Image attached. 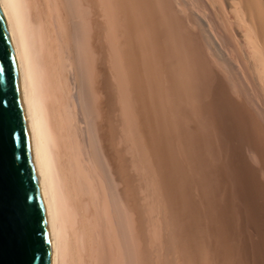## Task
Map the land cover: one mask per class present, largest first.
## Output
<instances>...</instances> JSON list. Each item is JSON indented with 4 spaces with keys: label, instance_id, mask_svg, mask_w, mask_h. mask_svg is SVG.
<instances>
[{
    "label": "bare ground",
    "instance_id": "bare-ground-1",
    "mask_svg": "<svg viewBox=\"0 0 264 264\" xmlns=\"http://www.w3.org/2000/svg\"><path fill=\"white\" fill-rule=\"evenodd\" d=\"M0 2L7 19L36 183L53 247L51 264H131L134 250H139L135 256L138 264H151L148 249L153 250L156 264H229L223 245L219 246L223 244L220 234L217 230L214 234L212 228L217 222L210 213L215 210L211 207L209 211L207 204L213 199L207 204L204 201L211 197L207 160L211 159L208 139L212 135L208 137L203 119L197 118L198 105L187 100L182 90L186 62L180 52L183 54L193 35L182 27V34H177L178 19L184 16L177 14L176 18L180 12L174 14L172 1ZM196 2V7L202 9L200 13L211 12L217 5L219 12L224 11L221 24L216 25L214 19L211 23L220 39L212 35V42L204 34L210 25L209 15L189 14L192 9H188L185 16L189 14L193 27L198 26L202 34L199 39L213 43V50H208L214 52L212 56L229 66L233 62L225 49L237 56L251 93L255 92L256 111L251 115L257 112L264 127V0ZM198 56L196 61L204 63L206 59ZM240 87L236 84L235 89ZM240 97L236 98L238 102L244 95ZM229 98L233 102V96ZM133 168L139 171L137 178L131 173ZM146 213L157 227L150 224V230Z\"/></svg>",
    "mask_w": 264,
    "mask_h": 264
},
{
    "label": "rangeland",
    "instance_id": "rangeland-1",
    "mask_svg": "<svg viewBox=\"0 0 264 264\" xmlns=\"http://www.w3.org/2000/svg\"><path fill=\"white\" fill-rule=\"evenodd\" d=\"M170 1H172V2H170ZM177 1L178 0H169V2L171 3V5L174 8L173 12H174V14L177 11L180 12V13H176L175 14L176 15V18H179V17H177V16H179L177 14H181L180 17L181 16L182 17L184 16L185 17V19H184L185 20V23H187L186 25H185V23L183 24L184 21L182 22V20H183L184 17L182 19H178V21L179 20H181V21H179L180 23H177V25H178L177 28L179 30V31H177V34H182L180 32L181 31V27H182V30H185V32H188L189 34L192 32V35H193L190 38L192 40L191 41L192 43L190 42V44L188 46L189 48L187 46H185L183 48V51H184L183 54H181V52H180V55L183 56V62H184V60L186 62V63H183L184 64L183 65V68H185L183 70V73H184V71H185V73L183 74V79H182L183 80V83H184V86H183V89L182 90L186 91V92L183 93V95L186 97L187 100H189L190 102L193 101L196 105H198L197 118L198 119L200 118L201 121H202V119H203V121H205V122L202 121L201 123H203V125L205 126V129L209 131V132L207 131V133H210V135H208V137L212 135L211 139H208V144H211L212 146L210 145L208 147L209 152L211 153L210 154L211 156L209 154L208 155L210 156L211 159L208 158L209 160H207V161H208L209 164H207V167L208 168H211V170L209 171V173L207 172L208 173L207 179L208 178L209 179H208V184L206 183L208 185V187L211 188V190L209 189L210 192H211L210 193V196H211L210 198L211 199L209 197H207L206 199H209V200H205L204 199V201L207 204V202L210 203L212 199H213L212 202L215 200V202H213V203L211 202L209 205L207 204V206H210V207H208V208H210L209 211H212V208H213V210H215V211H213V212L210 213V215H212L211 216V219H212L213 216H215V218H216L215 219V222H217L216 224H219V225H216L215 223H213V225H215V226L212 225V228L214 227L213 228V230H214L213 232H214V234H215V230H217L219 232L217 234H220V237L219 238H221L222 243H223V244H220L219 246L221 247L223 245V249L225 250V256L229 260V264L230 263L231 264H234L235 262H236L235 264H238L239 262H240V264H264V163H263L264 162V158H263L264 157V155H263L264 154V142H263L264 141V138H260L262 135H263L262 137H264V132H263V130H264L263 128L264 127L262 126V122L258 118L257 112H253L252 113L255 116L251 115V111H256V109L254 107V101H255L254 94H255V92L253 91L251 93L252 89H250V87H248V85H247L249 82L246 81L247 79H245V77H247V76H246L245 72H243V69H242L243 66L241 64L239 65V63H240L239 62V59H237V56L233 54L234 52L229 51V49H225L224 48L225 49V52L227 53V51H228L227 54L228 55L230 54L229 56H230V58H231V60L233 62V64H231L232 66H229V65H224L223 64L224 61L223 62L220 61L219 58H217L216 56H212V54L214 53L213 51H211V52L208 51L209 49H212L214 47L213 43L211 44V42L214 41V40H212V39L209 40L212 37V35H213V37L215 39L217 38L218 40H220L219 39V36L216 34L217 32H215L214 29H213V28H215V26L214 25H213V27L211 26V23L214 22L213 19L215 20L216 25H218V23L221 24V22L224 20V17H223L224 11L223 12L222 11L219 12L221 9H218L220 7V5L215 4V5L219 6V7L216 6V9H215V6L212 5V7L213 6L214 7L212 9L213 11L211 10V12L210 11H207V12L203 11L202 13H200V11H202V9L200 7L198 9V7H196V6H198V4H195V3H197L196 0H193V1L192 0H190V1L189 0L188 1L185 0L184 2H182L183 0H181V1L179 0V2H177ZM181 2L184 5L179 4ZM180 5L182 7H180ZM186 6H187V8H186ZM193 7H196L197 9L196 8L193 9ZM178 8L180 9V11H179ZM181 8H184L186 11L188 9L189 10L192 9V10L189 13V10H188V12H186L184 9H181ZM195 9L198 10V11H195ZM182 10H184V11H182ZM215 10L216 11L218 10L217 13H215L216 12ZM224 10L226 11V9H224ZM181 12H183V13H181ZM195 12L196 13L199 12L200 15L203 16V17H205V15L206 16L209 15L208 16L209 18L208 17H205V18H208V20L210 21V25H209V28L206 27V30H204L205 31L204 34H206V35L208 34L209 35V38L207 40L211 41L210 43H209V41L205 40L203 37H202L203 39H199L202 36V34H200L201 32L198 30L199 29L198 26H195L194 25V27H193V25H192V23L190 21L191 19H190L189 14H193L194 15ZM212 12H214L215 15H214V13L211 15ZM187 13H189L187 15V16H189V18L187 16H185ZM220 13L222 14V17L221 18L218 17L220 15ZM210 17H211L212 20L210 19ZM187 19H188V22H190L189 24L186 21ZM220 19H222V20L220 21ZM217 20L220 21V22H218ZM191 26H192V28H191ZM188 27H190V29H192V30L190 31ZM195 27H197V29H195ZM196 30H197V33H196ZM208 30H209V32H208ZM189 37H190V35H189ZM195 39H197L198 41L195 40ZM195 42H196V45H195ZM205 42H207L209 45L206 44ZM210 44H211V46H210ZM182 46H183V44H182ZM200 46H201L202 49H200ZM203 46L206 47V49L203 48ZM190 47H192V48H190ZM222 47H224V46H222ZM199 49H200V51H199ZM207 52L208 53L210 52V54L211 53L212 54L210 55ZM184 53L185 54H188V57H186ZM195 53H197V54H195ZM201 53H204V54H201ZM189 54H193L194 56L191 55L192 57H190ZM198 55L201 58H202L203 55H205V56H203V59H206V60H203L204 63L200 59L198 61H196V59H197L196 57ZM231 56H233V57H231ZM193 57H195V58H193ZM188 58L190 59V61L191 60L193 61V62L192 61L191 62L189 61V62L191 64L195 65V67L193 65L189 64V62H188L189 59ZM214 58H215V60H214ZM233 58L236 59V60H234ZM206 61H208V62H206ZM214 61L215 62H218V63L217 64H214L215 63ZM199 62L200 63L202 62L201 65H200ZM209 63H211V64H209ZM210 65H212L211 69L209 68ZM218 65H220V66H218ZM233 65H235V66H233ZM237 66H240V67H237ZM186 67H188V68H186ZM206 67H207V69H206ZM223 67H225L226 69L224 68L222 70H218V69H221ZM233 67H236L237 70H235L236 68H233ZM230 68H232V69L228 71V69H230ZM189 69H191V70H189ZM201 69H203V71H205V72H203ZM127 71H129V70L127 69ZM186 71L189 72L190 74L189 73L186 74ZM190 71H192L193 73H191ZM227 71L231 74L230 76H228L229 73ZM235 71H238V72L235 73ZM198 72L199 73L201 72V73L199 74ZM208 72H210V73L212 72L211 74H212L213 77L210 76L211 74L208 73ZM223 73H226L227 75L225 76V74H223ZM205 74H207V75L209 74V76H207ZM219 74H223V76L222 75L220 76ZM203 75H205V76H203ZM216 75H217V77H216ZM244 75H245V77H244ZM184 77H185V79L187 81H190L188 83L189 86H188L186 80H184ZM230 77H235V78L232 79ZM196 78H197V80H196ZM201 78H203V79H201ZM214 78H217V81L220 80V78H221V82L215 81L216 79H214ZM224 78H225V81H224ZM227 78H230V79H228L229 81L227 80ZM241 78L243 79V81L245 83L244 82H241L242 81ZM239 79H240V82L238 83V80ZM210 80H214V82H216V83H213ZM204 81L206 83H204ZM230 82L232 84L235 82V85L233 84V86H232V84ZM192 83H194L192 85L193 88L191 87V84ZM236 84H237L238 87L242 86L240 88H242L243 90L242 91H237L238 88L235 89L236 88ZM205 87L207 89L208 88L209 89L207 90ZM213 87H215V88H213ZM221 87H225V88L224 89H221ZM232 87H234V88H232ZM227 88H229L228 91L226 90ZM247 88H249L250 91L247 90ZM197 89H198V91H196ZM204 89H205V91L207 90V92L203 91ZM235 90L237 92H235ZM245 91L246 92H250L251 94L250 93H246ZM230 92H231V94H228ZM185 93H186V95H185ZM193 93H195L196 96ZM223 93H226L227 95H225ZM207 94H209V95H207ZM243 95H244V97L245 96H249V99H248V97H245V98L242 97V100H240V102H238L239 98H241L240 96H243ZM189 96H191L190 98L192 100L189 98ZM228 96L231 97V100H232V96H233V98H234L232 100L233 102H231L229 100L230 98ZM237 96H239V97H237ZM223 97H224V100L222 99ZM236 98L238 100H236ZM245 99H247V101H249L250 103L248 104V102L245 101ZM227 100L230 101V103ZM234 100H236V101H234ZM224 101H226V102H224ZM206 103H207V105H205ZM235 105H237V106H235ZM241 107H243L244 110H242ZM245 108H247V109H245ZM249 108H250V110H248ZM199 109H200V111H199ZM207 109H209V110H207ZM211 109H213V110H211ZM233 109H234V111H233ZM229 110H231V112L233 111L232 112L233 114ZM245 110H248L249 112L248 111H245ZM235 111H236V113H235ZM199 112H200V114H199ZM227 113H228V115H227ZM243 113H245V115ZM249 113H250V116L251 117L249 116ZM239 114L242 115L243 118ZM202 115H204V116H202ZM208 117H211L213 120L210 119V122H209ZM222 117H224V118H222ZM241 121H243V123ZM253 121L254 122H258L257 125H255L256 123L253 124L254 123ZM237 122H241L242 125L239 124V123H237ZM248 122H249V124H248ZM204 123L205 124L208 123V124L205 125ZM211 123H212V125H211ZM246 124H248V126H245ZM200 125H202V124H200ZM204 126H203V128H204ZM206 126H209V128H207ZM243 126H244V128H243ZM249 126H250V129H246ZM235 129H237V130H235ZM244 129H246V131ZM258 129H259V131H258ZM238 130H241V131H238ZM247 130H249V131L247 132ZM249 132H252L253 135H252V133L250 134ZM238 133H239V135H238ZM247 134H248V136H247ZM242 135H244V136H242ZM250 135H252V136H250ZM254 137H256V139ZM257 138H258L259 142H257L258 141ZM245 139L248 142L244 141ZM249 142H250V145L253 146V147L249 146ZM251 142H253V143H251ZM256 145H257V147H256ZM210 147H212L211 150H210ZM258 148L259 149L261 148V149L259 150ZM253 149H255L256 151L253 150ZM253 151H255L256 153L258 151V153L254 155L255 152H253ZM258 155L261 156L259 158L260 160L257 157ZM257 160H259V161H257ZM261 161H262V163H261ZM255 162H258L260 165L258 163H255ZM257 165H259V166H257ZM134 172H136V173H134ZM138 172L139 171L138 170H135V168H133V172L131 171L132 175L134 177H136V178H137ZM209 180H210V183H209ZM138 184H140V182ZM214 190H215V193H213ZM213 204H214V207L212 206ZM219 207H220V209H218ZM214 212H216V214ZM147 215H146V218L147 219L149 218L147 225L149 226V228L151 230L152 227H153V225L154 226H156V225H155V223H153V222L150 221V220H153L152 219V216L149 213ZM218 215H221V216L223 215V216L222 217L221 216L216 217ZM225 218H226V221H225ZM213 219H214V217H213ZM150 224L152 225V227H150L151 226ZM220 226H222V227L224 226L225 228L224 227L221 228ZM227 230H228V232H227ZM220 231H222V232L220 233ZM225 233H226V236L221 235V234H225ZM229 234H231L232 236L229 235ZM223 237H226L227 239H225ZM230 240H231V242L229 243ZM158 241H160V239H158ZM225 242H227V243L225 244ZM159 243H158V245H159ZM228 246L234 252V256H235L234 259H233V252L230 249H228L229 248ZM149 247L151 248L152 246H149ZM149 247L147 246V248H149ZM236 248H237V250H235ZM229 250H230V252L232 254H230ZM138 251L139 250H134V253H132L133 254V257H132V263L131 264H136L137 263L135 256L138 255V253H139ZM146 254H147V258L150 260V263L151 264L152 263L154 264V262H155V264H156L153 250L152 251L150 249L146 250ZM236 255H237V258H236Z\"/></svg>",
    "mask_w": 264,
    "mask_h": 264
},
{
    "label": "water",
    "instance_id": "water-1",
    "mask_svg": "<svg viewBox=\"0 0 264 264\" xmlns=\"http://www.w3.org/2000/svg\"><path fill=\"white\" fill-rule=\"evenodd\" d=\"M30 151L0 2V264H51L53 247Z\"/></svg>",
    "mask_w": 264,
    "mask_h": 264
}]
</instances>
